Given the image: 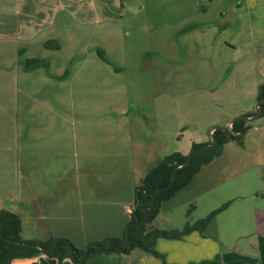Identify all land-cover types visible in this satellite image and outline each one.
Returning a JSON list of instances; mask_svg holds the SVG:
<instances>
[{
    "label": "rangeland",
    "instance_id": "1",
    "mask_svg": "<svg viewBox=\"0 0 264 264\" xmlns=\"http://www.w3.org/2000/svg\"><path fill=\"white\" fill-rule=\"evenodd\" d=\"M48 40L60 50L45 48ZM30 58L50 63L48 72L78 70L89 111L123 122L117 110L126 106L129 154L116 157L112 166L126 161L149 166L146 155L153 160L173 152L188 155L193 142H211L213 128L255 113L257 89L264 83V6L250 0H0L3 91L13 93L15 82L25 91L40 80L35 70L47 67L24 70ZM23 124L18 116V128ZM248 125L242 146L224 144L185 192L162 204L148 229L180 231L230 202L264 208V170L249 147L254 127H264V115ZM23 137L21 130L18 140ZM21 198L16 214L26 205ZM214 219L205 230L217 219L227 222ZM24 228L21 238L47 231L41 223L24 222ZM71 235L76 248L86 246L77 241L82 234ZM138 253L94 256L103 264H134Z\"/></svg>",
    "mask_w": 264,
    "mask_h": 264
},
{
    "label": "crops",
    "instance_id": "2",
    "mask_svg": "<svg viewBox=\"0 0 264 264\" xmlns=\"http://www.w3.org/2000/svg\"><path fill=\"white\" fill-rule=\"evenodd\" d=\"M250 1L254 6H264V0ZM46 67L43 68L45 73H41L40 68L35 70L42 76L38 75L40 80H33L35 86L28 83L25 91H18L17 82L13 93L0 87V210L16 214L17 200L26 197L23 214H16L21 221V233L26 232L24 222L41 223L47 231L40 238L32 236L22 238L24 240L71 239V233L76 230L82 234L77 241L87 245L121 235L116 233H122L130 218L135 182L142 179L161 156L153 160L146 155L149 166L144 165V161L137 166L126 161L113 167V160L118 161L116 157L127 158L129 154V130L125 125L128 124V108L117 110L123 122H112L107 114L93 113L86 104L90 99L80 94L78 70L67 74L64 67L51 72L47 71L51 64L46 63ZM64 74L66 77L61 79ZM18 116L23 117L24 122L20 129ZM257 128L254 127L256 138L249 147L257 156L255 162L264 170V127ZM21 130L24 137L18 140ZM243 140L233 144L242 146ZM192 181L175 196L185 192ZM216 216H223L227 222L217 219L210 231H192L181 239L159 238L155 243L156 251L167 264H264V208L256 203L230 202ZM54 227L60 230L55 232ZM140 252L134 264H162ZM133 254L135 250L123 257ZM103 263L93 256L85 264ZM10 264L74 263L70 259L59 263L55 258L40 254L14 259Z\"/></svg>",
    "mask_w": 264,
    "mask_h": 264
},
{
    "label": "trees",
    "instance_id": "3",
    "mask_svg": "<svg viewBox=\"0 0 264 264\" xmlns=\"http://www.w3.org/2000/svg\"><path fill=\"white\" fill-rule=\"evenodd\" d=\"M44 47L55 50L59 46L55 41L48 40L44 43ZM98 56L106 61L100 50H98ZM44 66H46L44 61L34 58L26 59L23 64L24 70ZM263 97L264 83L258 86L256 99ZM263 115L264 104L261 105L259 117ZM248 128V123L243 120L233 122L231 129L234 134H231V138L238 140L240 134L246 133ZM211 136L216 141L213 147L203 150L202 147L210 142L193 143L188 155L179 152L165 155L145 174L140 184L135 187L130 218L120 237H108L92 242L82 249L76 248L70 240L63 237H50L43 242L24 240L20 235V218L14 213L0 210V264H10L14 259L32 258L40 254L55 258L59 263L63 259H70L74 264H85L94 255H127L135 249L158 259L162 264H167L164 257L155 249L157 239H181L192 231L201 233L215 216L229 204L212 211L193 224L187 223L180 231L148 229V225L159 214L162 203L171 199L181 189L189 185L201 167L219 156L223 145L229 141L226 133L220 130L212 131ZM188 157V164L184 168L175 171V168L183 165ZM172 174L174 178L171 182Z\"/></svg>",
    "mask_w": 264,
    "mask_h": 264
},
{
    "label": "water",
    "instance_id": "4",
    "mask_svg": "<svg viewBox=\"0 0 264 264\" xmlns=\"http://www.w3.org/2000/svg\"><path fill=\"white\" fill-rule=\"evenodd\" d=\"M262 104H264V97L261 98V99H258L256 101L255 113L252 116H237V117L233 118L226 127H215V128L212 129V131H214V130L223 131L224 133H226L227 138H228L229 141H231L233 143H239V142H241L244 139L245 133L240 134V137H239L238 140H233L231 138V134H234L233 131H232V129H231L232 123L235 122V121H238V120H243V121H245L247 123H252L253 121H255L260 116V114H261V105ZM215 142L216 141H215L214 137L211 136V142L209 144L203 146L202 149L203 150H206L208 148L213 147L214 144H215ZM188 162H189V157H188V159L186 160V162L183 165H181L179 167H176L175 168V171L177 169L184 168L188 164ZM173 174L171 176V182L173 181V178H174V175Z\"/></svg>",
    "mask_w": 264,
    "mask_h": 264
}]
</instances>
